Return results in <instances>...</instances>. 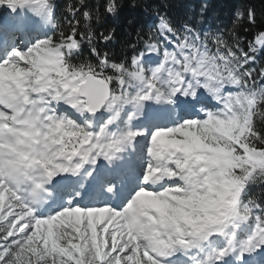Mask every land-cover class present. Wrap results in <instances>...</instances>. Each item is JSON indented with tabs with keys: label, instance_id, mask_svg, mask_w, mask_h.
<instances>
[{
	"label": "snow or ice",
	"instance_id": "1",
	"mask_svg": "<svg viewBox=\"0 0 264 264\" xmlns=\"http://www.w3.org/2000/svg\"><path fill=\"white\" fill-rule=\"evenodd\" d=\"M260 3L0 0V264H264Z\"/></svg>",
	"mask_w": 264,
	"mask_h": 264
},
{
	"label": "trees",
	"instance_id": "2",
	"mask_svg": "<svg viewBox=\"0 0 264 264\" xmlns=\"http://www.w3.org/2000/svg\"><path fill=\"white\" fill-rule=\"evenodd\" d=\"M63 2L64 0H61L62 4ZM91 2L95 3L96 0H91ZM125 3L127 5L130 0H125ZM148 3L149 7L158 6L161 11L166 10L168 15L177 22L191 17L190 22L193 24L200 14L202 4L207 3L208 8L204 13L205 23L202 27L213 29L230 26L234 11L243 5H255L258 13L262 7L260 0H148ZM129 20L133 21L131 25L128 24ZM155 22L156 20L150 12L146 13L140 7L133 9L126 6L118 18L109 19L106 25L116 29V39L107 47L119 52L126 42L133 39L137 29L147 31L148 26L155 24ZM99 30L103 31L104 28ZM100 46L105 47L103 44Z\"/></svg>",
	"mask_w": 264,
	"mask_h": 264
}]
</instances>
